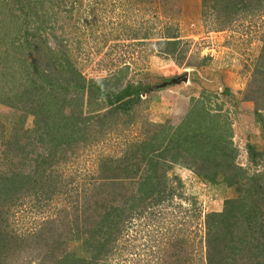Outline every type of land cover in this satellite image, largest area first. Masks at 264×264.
I'll return each instance as SVG.
<instances>
[{
	"label": "rangeland",
	"instance_id": "obj_1",
	"mask_svg": "<svg viewBox=\"0 0 264 264\" xmlns=\"http://www.w3.org/2000/svg\"><path fill=\"white\" fill-rule=\"evenodd\" d=\"M56 1L46 0L37 9L41 13L49 7V13ZM67 1H74L73 10L68 13L61 9H57L58 13L53 11L60 22L54 23L55 18L49 21L48 25H57L56 30L42 29V40L46 39L52 48H55L53 41L67 42L68 61L71 59L73 70L81 72L87 79L118 75L123 85L128 81L136 85L142 81L148 89L135 96L134 104L114 109L113 113L109 110L114 104H108L104 97L93 102L85 100L84 115L98 113L100 117L94 119L88 139L68 149L57 161H49L43 179L57 180L50 198L44 195L49 190L42 191L39 184L32 183V190L22 191L16 200L0 206V239L3 243L0 264H45L52 240L58 246V255H65L67 251L92 258L81 239H69L59 246L72 231H76L73 225V230L69 234L66 232L62 209H71L73 219L78 204L79 219H84L81 197L86 193L91 194V199L93 195L96 197L97 177L105 167V160L111 157L120 161L126 155L133 157L136 154L133 145L158 129L154 123L165 122L153 119H162L164 109L186 107L183 86L187 87L191 97L190 110L201 99L211 113L220 115L218 120L223 125L225 137L233 142L236 163L248 173L243 189L240 191L237 184L229 185L222 174L217 182H212L180 164L170 166L163 178L161 188L164 191L145 202L142 214L136 210L124 217L126 221L121 222L122 230L112 241V248L95 257L94 264H209V215L223 211L226 199L239 197H247L252 205H257L259 214L252 227L246 222L236 226L235 245L241 251L238 249L235 264L255 262L250 248L257 238L253 239L249 234L253 229L257 231L264 227V192L248 194L258 190L257 185L259 188L264 186V124L255 114L257 102L247 97L259 98V108L264 115V0L261 5L251 2L238 12L212 8L214 1L203 6V0ZM62 7L70 9L71 4H62ZM28 10L24 18L29 22L35 18L38 21L37 16H29L30 8ZM21 11L18 3L0 7V37L2 33L3 39L8 38V43L0 48V130L5 127L0 133V167L9 168L20 160L23 167L30 170L37 163L38 153L43 151L40 143L25 149L26 153L17 151L15 161L10 157L2 161L4 155H14L4 141L12 135L16 124L24 129L34 124L33 95L27 93V102L23 101L26 107L22 106L23 102L17 101V94L23 91L21 80L12 77L10 72L24 61L25 66L19 67L17 75L22 78L29 71L32 75L35 69L29 65L36 61L39 69L49 72L54 79L61 73L44 56L40 58L46 45L43 44L42 50L35 46L22 50L14 44L12 34L5 32L7 17ZM64 20H69V24L61 29ZM41 21L42 18L36 23ZM23 28H17L16 32L26 41ZM171 35L176 37L171 38ZM173 39H179L175 50L163 42ZM255 86L261 87L255 91ZM71 112V107L65 109V113ZM25 113L27 117H24ZM180 114L179 111V115L172 116L178 119L173 126L181 123ZM211 119L216 121L214 117ZM167 121L171 123L169 119ZM251 146L255 148L253 153ZM23 154L25 157L21 158ZM140 165L137 174L143 175L145 162ZM132 190L130 186L126 191ZM83 221L79 224H85ZM246 229L249 233L241 242L239 236L245 234ZM220 234L224 242L228 241L223 231ZM261 241L262 238L257 239L256 243L261 244ZM262 243L264 245V241ZM229 251L226 256L230 255Z\"/></svg>",
	"mask_w": 264,
	"mask_h": 264
},
{
	"label": "trees",
	"instance_id": "obj_2",
	"mask_svg": "<svg viewBox=\"0 0 264 264\" xmlns=\"http://www.w3.org/2000/svg\"><path fill=\"white\" fill-rule=\"evenodd\" d=\"M3 1L0 0L1 8L15 3L21 5L22 11L13 14L14 16L10 15V17H7L8 21L5 22L6 26L4 25L5 32L12 34L11 38L14 39V44L18 45L17 47L22 50L32 48L31 46L42 50L43 44L46 45L40 58L44 56L54 68L59 69L61 74L54 79L49 72H43L41 68L39 69V65L36 61H33L34 64L29 66L35 69V72L31 75L29 71V74L21 78L17 73L19 67L25 66V64H22L24 61L21 65L14 62L18 66L10 72V75L21 80L20 87L23 90L22 93L17 94V101L20 100L21 102H19L22 103L25 99L27 102L26 94L33 95L31 110L34 116V124L31 128L25 129L22 126L18 127L16 124L12 135L4 141L6 148L10 149L8 151L12 150L14 155L13 157L10 154L4 155L2 161L7 160L8 157L15 161L17 151L26 153L25 149H28L34 143L42 144L43 151L38 153L37 163L30 170L23 167L20 160L17 163L14 162L15 164L10 165L9 168L0 167V206L16 200L22 191L32 190V183L35 185L39 184L38 187L42 188V191L49 190L48 192L45 191L47 193L44 195L50 198L53 194V185L57 180L51 181V178L48 180L43 179L47 175L46 169L49 166V161H57L68 149H73L78 143L88 139L87 137L91 134L89 130L93 126L94 119L100 117L98 113L96 115H84L83 105L86 99H89V102H93L95 99L106 98L108 104H114L109 110V112L113 113L114 109L117 110L131 103L134 104L136 102L135 96L148 89V85L142 81L137 85L129 81L126 85H123L122 79L118 75H113L110 78L87 79L81 72L76 69L73 70L71 59L68 61L69 55L65 49L67 42L51 41L55 44V48H52L48 46L46 39L42 40V29L51 28L56 30L57 25H48V22L54 21V18V23L60 22L57 16L53 15V11L58 13L57 9H61L63 12L68 13L67 11L73 10L72 4L74 1L68 3L67 0H57L55 3L53 2V7H50L52 11L49 13V7L43 12L41 10V13L39 8L37 9V6L39 4L43 6L45 4L43 2H46V0H6L4 4ZM203 1V6L210 1H214L212 8L219 7V9H225L229 12H238L248 7L251 2H256L259 5L262 3V0ZM62 4H71V8L62 7ZM29 8V16H37L38 21H36L35 17L30 22L24 18V15L28 14ZM13 11H11V14ZM68 15H66L67 18ZM40 18H42V21L37 24ZM68 24L69 20H64L61 29ZM25 25L29 26V28L25 27ZM0 28L2 30V26ZM17 28L25 30L22 32L25 33L26 41H24L22 34L16 32ZM20 30L19 32H21ZM3 37L4 34L2 35L1 33L0 48L8 43V38L3 39ZM170 37L173 38L176 35H171ZM39 39H41L40 43L36 44V40ZM19 41L22 42L19 43ZM163 42L171 45V50H175L179 39L163 40ZM169 53L171 52L169 51ZM48 56L50 59H48ZM117 77L119 79H115ZM112 81L114 82L112 83ZM260 87L255 86L254 90L258 91ZM247 98L255 101V103L257 102L258 106L256 104L255 114L257 120L264 124V115L259 108V98ZM26 102H23L22 106L26 107ZM67 107L72 109L69 114L65 113ZM208 109L210 110L205 101L200 99L198 100V105L189 111L179 125L173 126L168 121L160 124L154 123L158 129L142 142L133 145V150L136 153L133 157L126 155L125 159L123 157L120 161L111 157L104 159L105 167L97 177L96 197L93 195L91 199V194L89 193L81 197L84 203L81 206V208H84L81 209L84 213V219H79L78 204H76V209H74L75 212L73 211L75 218L71 219V209L67 208L62 209L61 215L64 219L66 232L69 234L73 230V225L76 227V231H72L71 236L68 235L59 243V246L66 244L69 239H81L84 249L87 253L89 252L88 254L92 258H88V255L79 257L74 252L67 253V251H65V255H58L56 254L58 246L52 240L49 244L52 246L50 253L44 258L45 264H94L95 257L101 256L106 250L112 248V241L117 236L118 231L122 230L121 222L124 217L130 212L134 213L136 210H139V213L142 214L145 211V209L142 210L145 202L164 191L161 188L163 187V178L167 176V168L172 165L180 164L193 169L201 178L212 182H217L219 177L224 176L223 180H226L229 185L237 184V188L242 191L244 179L248 173L236 163L235 148L232 140L225 137L223 125L219 121L220 115L211 113ZM196 116H199L200 119ZM24 117H27V113H25ZM212 117L216 121H213ZM102 121L101 118L100 122ZM4 128L0 130L1 134ZM254 149L253 146L250 147L252 153L255 151ZM139 153L142 155L139 156ZM24 157L25 154L21 156V158ZM132 158H135V160ZM143 161L145 162V174L138 175L137 172H139L140 164ZM117 171H122L125 174L123 176L119 175ZM231 172L232 174H230ZM130 186L133 187V190L126 191ZM257 188L258 190H254L253 194L249 193L248 195H254V192L257 195L258 191L264 192V186L259 188V185H257ZM55 189L54 185V191ZM256 206L252 205L247 200V197L229 198L225 201L223 211H214L209 215L210 236L208 237V245L211 249L208 255L209 264H235L236 254L240 250L238 245H235L234 232L236 226L240 222H246L249 227H252V224L256 223L259 214V208ZM82 220H84L82 223L85 224L80 225L79 223ZM125 221L123 222L125 223ZM221 231L228 237V241L224 242L220 234ZM257 232L260 233L259 237H257L258 235L256 236ZM244 233L239 236L241 242L248 235V229ZM249 235L253 239L261 240L262 238V241H264V227L257 231L253 229ZM256 240H253L254 242H252L250 248L255 262L250 264H264V245L262 241L261 244L256 243ZM0 247H3L1 239ZM179 248L182 249L180 246ZM228 250L231 253L226 256L225 254Z\"/></svg>",
	"mask_w": 264,
	"mask_h": 264
},
{
	"label": "crops",
	"instance_id": "obj_3",
	"mask_svg": "<svg viewBox=\"0 0 264 264\" xmlns=\"http://www.w3.org/2000/svg\"><path fill=\"white\" fill-rule=\"evenodd\" d=\"M181 89H182V92L184 94L183 102L184 103L186 102V107L184 106V107H182V109H178L176 106H173L168 111H167V109H164V113H162V116H163L162 119H160V120L159 119H153L155 122H163V121L166 122L169 119L170 122L175 125L178 123V119L175 117H172V116H174L176 113H177V115H179V111H180L181 114L179 116V119L182 121L185 118V116L189 113V111H190L189 101H190L191 97L188 94L186 86L181 87Z\"/></svg>",
	"mask_w": 264,
	"mask_h": 264
},
{
	"label": "clouds",
	"instance_id": "obj_4",
	"mask_svg": "<svg viewBox=\"0 0 264 264\" xmlns=\"http://www.w3.org/2000/svg\"><path fill=\"white\" fill-rule=\"evenodd\" d=\"M167 122V121H166ZM165 123V122H164ZM171 125H173L172 123H170Z\"/></svg>",
	"mask_w": 264,
	"mask_h": 264
}]
</instances>
